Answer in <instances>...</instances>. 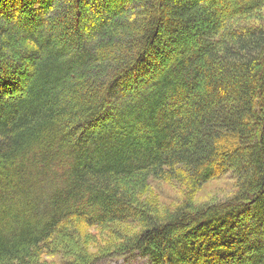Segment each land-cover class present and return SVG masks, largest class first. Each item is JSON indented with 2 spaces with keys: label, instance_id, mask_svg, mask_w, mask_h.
<instances>
[{
  "label": "trees",
  "instance_id": "trees-1",
  "mask_svg": "<svg viewBox=\"0 0 264 264\" xmlns=\"http://www.w3.org/2000/svg\"><path fill=\"white\" fill-rule=\"evenodd\" d=\"M4 1L0 85L23 97L0 96V264H264V21H250L264 0H213L225 14L211 0H125L115 18L132 3L135 19L119 26L111 0H69L55 14L81 28L89 9L99 31L71 35L60 19L64 40L47 21L5 24L14 4L39 10ZM178 170L196 187L232 170L238 190L169 214L141 201ZM129 222L141 228L96 257L69 245L79 226Z\"/></svg>",
  "mask_w": 264,
  "mask_h": 264
},
{
  "label": "rangeland",
  "instance_id": "rangeland-1",
  "mask_svg": "<svg viewBox=\"0 0 264 264\" xmlns=\"http://www.w3.org/2000/svg\"><path fill=\"white\" fill-rule=\"evenodd\" d=\"M15 1H19V0H6L4 2L8 3L9 5H12L14 4ZM40 2H41L40 0H27V4L33 7V9L38 8L37 10L39 11L35 12L34 14L33 13L31 14L27 10L24 11V9H20L18 8V5L14 4L13 6L10 7L11 12L6 11L2 15L3 18L6 19L5 24L14 27L15 26L13 25V20H14V22L18 23V25L31 24V26L33 27L30 28L32 30H36L39 27H41V25H44V22L47 21L49 23L47 25L48 29L53 30L57 36L56 40H64V35L67 34L68 31L66 30L68 28L66 26L67 23L70 29L71 28L73 29V31H71L72 33L71 35H75L76 34L75 32L77 30L82 29L86 33L92 32L93 34L90 35V38L92 39L93 37V39L94 38L96 39L99 30L94 29L95 28L94 24L90 22V20L92 19L86 18V12L89 16L92 15L89 9L87 11L84 10V13L81 12V14L83 15L81 22L83 23L84 21V24L80 28L78 27L80 22L79 16L73 15V17L71 16V21L68 20L66 22L63 18H60L58 14L57 15L55 14L56 11H60L62 5H67L68 3H71L69 0H57V4H55L53 9L46 8L48 7L47 5L49 3L43 4L44 1H42L41 3ZM126 2L127 1L125 0H114V1L111 0L110 2L111 10L109 11L112 13L116 12V15H112L114 16V20L111 21L112 26L125 25L126 21L129 22L132 19H135V17L133 16L134 14H131L132 9H130V7H132V3H130L129 7H127L128 15L121 17L119 20L118 17L117 19L115 18V16L120 14L119 9L122 6H125ZM214 2L215 1L211 0L210 3L214 4L215 7L220 9L221 12L225 14L226 11L225 10L223 11V9L221 8L224 6H222V4H217ZM42 5L45 6L44 11H42L40 7ZM125 7H123V10L121 12L126 11L124 9ZM112 13H110V15ZM253 15H257L256 18L253 19ZM253 15L252 18L250 19L251 22L257 24L259 21H264V5L260 6V10H258ZM48 16H50V19H47ZM51 17L53 19H51ZM248 18L249 16L247 15L241 18H237L233 21V24L235 25V23H243V21H247ZM60 19H63L66 23L62 24L63 20ZM38 22L39 23L41 22L39 26L37 25ZM59 23H61L62 26L59 25ZM58 31H62V33L60 32L61 35L58 33ZM118 33L120 32L118 31L116 34L118 35ZM113 39H116V37ZM27 76L28 74H26V77ZM28 77L26 78L27 79L26 82L28 81ZM148 78H150L149 75L145 76L144 80H147ZM21 83L24 84V82L22 81ZM138 85L141 86L142 84L141 85L138 84ZM6 88H7L6 86L5 88H2V86L0 85V96L4 94L2 98L13 99L17 97H23L22 88H20L19 86L18 87L14 86L13 88L14 92L7 91ZM127 92L128 93H126V95L127 96L129 95L130 98H133L135 95L134 93H136V90L130 91L129 89V91ZM176 173L177 174L174 173L170 174L173 179H166V178L150 179L148 184L145 187L141 188V190L139 191V196L141 201L144 204L151 207L152 209L157 210L159 214H167V213L169 214L187 203L197 208L203 205L214 204L221 201L223 202L225 199H228L233 195H235L238 190L237 184L239 177L238 175L234 174L232 170L227 171L221 174L220 176L209 180L206 184L198 187L193 185V183L189 180L190 178L182 170H178V172ZM140 228H141V223L139 222H129L124 224L115 223L113 225H108L103 228L96 226L94 227L79 226L77 228L78 233L72 238V241L70 242L69 245L72 246L73 248L72 250L74 252L80 251L86 254L89 258L91 257L93 258L98 256V254H100L101 252L110 251L114 247H117L120 244V242L123 241V239L128 238L130 235L137 233ZM254 237H257V235H255ZM260 243L264 244V239H262ZM63 256L64 255L54 254L52 256L43 257L42 260L45 264H62V262H64ZM101 264H151V261L149 260L148 257H144L140 254H135L134 256L128 258H120L112 261L103 262Z\"/></svg>",
  "mask_w": 264,
  "mask_h": 264
}]
</instances>
